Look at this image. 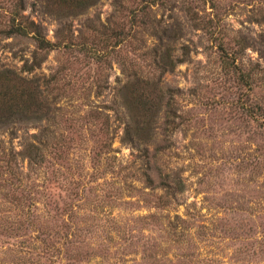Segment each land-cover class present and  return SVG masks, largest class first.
<instances>
[{
	"label": "rangeland",
	"instance_id": "obj_1",
	"mask_svg": "<svg viewBox=\"0 0 264 264\" xmlns=\"http://www.w3.org/2000/svg\"><path fill=\"white\" fill-rule=\"evenodd\" d=\"M117 1L89 10L100 19L86 33L97 57L56 50L29 72L36 45L6 33L13 0H0V72L39 80L49 103L28 107L51 109L58 143L42 168L19 162L21 186L0 170V264H264V0H171L146 25L138 2ZM24 2L55 42L60 20ZM86 19L69 20L76 38ZM221 43L237 54L225 58ZM134 73L160 77L151 96L161 110L139 146L115 124L111 163L86 116L95 106L111 113ZM23 123L25 137L50 125ZM11 138L3 127L0 139Z\"/></svg>",
	"mask_w": 264,
	"mask_h": 264
},
{
	"label": "trees",
	"instance_id": "obj_2",
	"mask_svg": "<svg viewBox=\"0 0 264 264\" xmlns=\"http://www.w3.org/2000/svg\"><path fill=\"white\" fill-rule=\"evenodd\" d=\"M38 1L42 14H54L58 18L57 20L61 22L55 42L47 39L44 26L41 23L30 20L23 15V11L25 10L24 0H13V11L10 13V29L6 31L10 36L30 37L33 39L37 53L34 54L33 62L28 68L29 72L35 68H40L42 60L52 51L56 50L71 52L77 47V51L85 55V57L89 59L91 57H97L99 53L94 51L93 47H90L86 42L88 39L86 33L91 30L94 31L93 27L96 26V22L100 21L98 17L94 19L88 17V13L101 0ZM135 2H138L137 7L139 8V16L137 17L140 18V23L144 25L148 24L146 20H149L150 16L154 14L155 8H170L171 11L175 8L171 0H133V3ZM116 7L121 9L125 8L123 0H118ZM198 15V12L193 13L191 19L197 21ZM78 16H86L87 19L84 24V29L79 31V36L76 38L73 34L72 25L70 23L68 24V22L71 18H77ZM102 27L105 30L108 29L107 26L102 25ZM121 36V33L116 35L117 38H121ZM74 39L81 40L79 45L73 43ZM122 42L118 40L116 45ZM227 50L225 45L221 43L220 51L225 58H233L237 54L236 52L229 53ZM172 62L169 64L172 65ZM163 70H165L164 67ZM11 73L10 71L0 72V130L5 127L9 135L12 136L8 142L0 139V162H3V165H5V167L0 166V170L6 169L14 177L13 179L18 182V185L21 186L23 180L18 178V176L22 177L19 162L21 161L22 163L27 160L29 168L32 170L35 167L42 168L48 162V158L57 151L58 143L56 137L52 134L55 117L49 115L51 109L43 110L28 107L30 101L34 100L37 105L40 102L44 104L49 103V95H45V91H42L39 80H29L27 77L12 78L10 76ZM132 77L134 79L129 80L119 91L118 97L121 99L120 103L115 101V109L114 107H109L111 113L106 112V109L104 110L103 107L95 106L91 113L86 116L91 126L95 128L94 131L97 129V132L104 136V140H101V152L98 156L101 157L103 154H106L105 158L111 161V163L117 160L115 155L117 151L112 147L117 132L115 124L117 122L121 123V121L125 123V130L122 137L123 142L139 146L138 144L142 143V135L152 134L151 123L158 116V111L161 110L159 108L163 100L161 95H158L156 99L151 96L153 87L159 88V92L162 93V89L159 87L160 77L156 74L139 75L138 73L132 74ZM104 88V86L98 87L97 93L100 95ZM47 90H49L48 87H46ZM54 99L55 97H53ZM173 110L174 105L169 102L167 111L174 114ZM28 119H34L38 122L46 120L50 125L43 130L41 135L25 137L27 135V125L23 121H28ZM20 132H24L21 137L23 139L22 150L15 152L11 141L15 138L17 139ZM144 176L148 180V175L144 174ZM10 184L14 185V183ZM79 195H76V197H79ZM69 237L67 233L64 238L68 240Z\"/></svg>",
	"mask_w": 264,
	"mask_h": 264
}]
</instances>
